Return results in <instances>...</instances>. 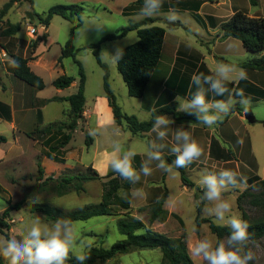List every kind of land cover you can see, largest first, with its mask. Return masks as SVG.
Wrapping results in <instances>:
<instances>
[{
	"label": "rangeland",
	"instance_id": "374dc122",
	"mask_svg": "<svg viewBox=\"0 0 264 264\" xmlns=\"http://www.w3.org/2000/svg\"><path fill=\"white\" fill-rule=\"evenodd\" d=\"M9 1L10 0H0V11L4 4ZM133 1L134 0H33V4H31L28 1L21 0L15 3L5 20L10 21L13 24L21 25V31L16 36V38L24 41V43L29 44L30 46L35 40L49 36L47 43H42L38 47L37 56L39 58L32 62L35 69H39L41 72L42 76H39L45 82V88L43 90H35H37V92H39L43 98H50L54 95H57L58 90L54 87L53 82L59 76L63 75V72H66L65 74L69 76L75 77L78 84L80 82L79 67L75 63L74 59L65 58L61 63L58 62L62 53V48L70 38V30L73 26L72 22L67 21L59 16H55L48 27L47 25L41 23L40 15L46 14L50 8L56 5L78 4L84 6L86 9L85 12L88 13L87 20L89 21L90 25L98 23L105 26L102 35L100 38H97L94 27H90L87 33L82 32V29L84 28L83 23V26L76 30L73 39L74 46L79 50L77 60L83 65L86 75L87 82L85 97L87 99L88 105H90L96 95L102 92L105 94L103 86L105 71L99 66L93 54V49L89 48V46L91 44L98 43L104 36L116 33L119 29L128 26L130 22L141 24V27H148L157 22H154L153 20L151 23L149 18L137 15H122L121 12L124 7ZM188 1L198 3V1L195 0H187V2ZM219 1L221 3H216L217 5L215 3H207L203 10L204 19H206L211 24L221 21L220 19H223L224 16L225 17L223 21L227 20L231 16V11L236 12L240 10L247 13L248 15L254 14L257 15V17H264V0H256V6H253L250 0ZM218 5H220V7ZM141 7L142 5L139 8ZM28 12H30L35 18L33 21L28 18ZM181 20L186 25L185 27L192 29L197 34L203 35V28L194 23L196 20H194L190 14H182ZM171 25L172 24H170V26ZM29 26L35 27L37 29L38 33L35 36H31L29 34L27 29ZM187 28L185 29L188 30ZM175 32V39L173 40L174 45L179 44L184 49L185 45L192 44L193 48L199 50L201 53H206L208 49H211V46H206L202 40L194 43L196 42L197 37L187 34L183 28H180ZM137 40V32H129L125 37L119 40L105 42L102 44L100 53L101 51L106 50L109 53L114 54L115 48L117 46L125 48L135 43ZM235 43L236 44L233 45L229 50L231 54L236 55V57H241L244 53L253 56L252 54L254 53H248V51H246V49L243 47L241 41L235 40ZM30 51L31 48L29 49V52ZM29 56H31L30 53H28V57ZM31 57H33V55ZM165 60L166 57L163 59L162 65H160V70L165 68L164 73L167 72L166 70L169 67V62L165 63ZM103 62H105L108 66L110 74V86L114 91L118 104L121 106L122 110L124 111L123 108H125L128 113H133L135 109H140L141 103H138L140 101L136 100L139 98L134 99L128 94V91H126L127 87L123 81L121 73L118 70L117 63L113 64L106 61ZM187 86L188 85L184 86V90H187ZM77 90L78 89L75 88V86H72L71 88L67 89L64 94H74L77 92ZM212 96V93H208V99H211L209 97ZM5 97H10V94L6 93ZM150 97L151 94L147 95L146 102ZM215 99L218 98L215 97ZM221 99H225V97H222ZM68 108V102L52 103L46 107L45 112H47L49 119H56L51 124H60L64 122L69 123V118H67L66 114L63 112L64 109L68 110ZM140 111L141 114H139V119H142L145 117V114H143L144 111ZM62 113L64 114L62 115ZM177 121L180 123L185 122L181 120ZM197 124L201 123L198 122ZM89 128L90 127L88 125L86 127L84 119L79 120L78 129L74 133L72 140V145L75 148L78 150L82 148L84 150L83 157L85 161L94 158L97 154L101 156L104 153V150H106V152L111 155L112 142L116 139H118L125 146V148H131L135 150L137 154H141L143 156L147 152L146 149L148 147V143H146V141L129 138L130 131L119 126H117V128L120 129L119 136H115L113 134V129L102 131V134L95 137V146L87 148L85 131H89ZM257 128L260 130V132H264V127L262 125H257ZM1 129L6 131L3 127H1ZM109 133H111V136ZM133 136L143 138L142 135L139 134ZM40 146L42 147V154L45 155L46 149L42 145ZM142 161L143 158L141 156L140 161L133 159V165L137 171H139ZM246 161H248L246 158H238L231 155L215 158L214 160L211 157L201 158L199 161L194 162L186 169L187 177L195 183V188L193 189H186L182 187L180 172L178 170L174 169L172 173H168L167 175V173L164 171L158 173L154 170V165H152V175L147 177L141 175L140 181L134 184L132 192L136 189H139L142 195L139 197H133L132 209L130 210V213L123 212V215L118 217L102 216L91 218L88 221L77 222L79 236L85 241H90L91 243V247H86L83 249V254H85L92 247H104L108 249L119 239H123L124 237L119 233L118 230V221L120 218L128 217L129 214L132 217L141 219L148 226L149 213L147 210L140 211V208L147 206L158 199L165 189L168 190L169 194L164 205L167 215L165 217L164 223H155L152 225L153 230L169 237L176 238L184 236L188 251L189 245L191 243H195L196 240L204 237L212 239L214 243L219 241L217 236L211 233L208 224H203L200 231H196L198 201L195 198V194L197 193L198 196L203 195L202 188V191L200 192H198L196 189L199 187L197 181L201 172L205 169L209 171H217L220 168H231L246 177V186L230 189L223 194L224 198L228 199L232 203V214L242 218V212L237 206V197L241 192L249 187L248 180L256 176L255 168H252L251 170L243 164L244 162L246 163ZM259 162L261 166L260 176L263 177L264 180V157H259ZM11 167L12 169L8 163L0 164V218L4 219V221L8 224V228H6L3 232L0 231V236L5 238H19V230L30 225L33 215H39L42 217V219H45L47 222L51 223V221H48L43 214L34 213L28 206H26L27 203H33L34 200L39 199L41 200L39 203L56 205L65 210L80 209L84 206L98 204L100 202V199H98L96 196L97 193L102 190V182L100 181L94 182L95 185L90 187L87 195L78 196L72 193L64 197H58L54 192L53 183H50L49 185H43L42 182L38 181V167L35 165V163H29L27 168L25 167L26 169H18L15 165H11ZM89 167L97 171L93 165L86 166L84 164L78 163L73 167L65 168L66 170L62 171L61 174H57L54 179L58 180L65 175L78 174L79 172L86 171ZM13 169H16V171ZM109 171H111L110 168L107 174ZM170 197L171 199H169ZM17 203H22L21 208L19 210L11 209L9 216L5 217V211L9 207L13 208V206ZM245 209L249 214L254 215V210H252L250 207L245 206ZM202 216L204 218L211 219L217 225H221L219 222H217L214 216L204 215L203 213ZM225 239L226 238L222 240ZM252 247L257 257L255 263L264 264V238L258 242H255ZM76 252H81V249L77 248ZM189 254L194 264H205L201 258L192 256L190 251ZM162 262L163 256L159 249H142L135 250L129 254L118 255L113 259L101 261L96 264H162ZM0 264H6V262L0 259Z\"/></svg>",
	"mask_w": 264,
	"mask_h": 264
},
{
	"label": "trees",
	"instance_id": "16d2710c",
	"mask_svg": "<svg viewBox=\"0 0 264 264\" xmlns=\"http://www.w3.org/2000/svg\"><path fill=\"white\" fill-rule=\"evenodd\" d=\"M21 0H10L5 3L0 11V37H13L21 31L20 24H13L6 21V17L11 8ZM33 4V0H23ZM200 3L214 2V0H195ZM253 6H256V0H250ZM143 4V0H137L129 5L123 12L128 15L131 12L137 13L139 7ZM82 5H56L49 11L40 15L41 23L47 25L55 16H59L67 21L72 22L73 26L70 30V38L62 48V53L59 58V63L65 58L74 59L79 67L80 82L76 93L66 97H53L46 101H67L70 105L66 117L69 118V123L49 124L47 126H37L35 130L28 134L29 137L37 140L46 149L45 155L57 162L65 163L61 157L62 150L72 141L74 133L78 129L79 120L84 119L86 97V75L83 65L77 60L79 50L73 44V39L76 30L83 26L81 14L85 12ZM150 19V18H149ZM151 23L153 22L150 19ZM175 28V25H171ZM223 38H233L241 41L243 47L248 52L260 53L264 51V17H252L243 11H236L227 20L221 24ZM136 31L138 40L124 48V57L117 63L119 72L122 75L123 81L126 84L128 94L133 98H142L145 95L151 77L159 64L162 56L166 30L163 27L150 25L141 27V24L130 22L128 26L119 29L116 33L104 36L98 43L91 44L89 48L93 49V54L99 64L104 69V92L108 103L112 108L114 120L117 126L128 129L133 135H144L153 129L155 116L157 115H172L176 120L185 122L198 123L194 115L186 113H177V104L158 106L151 114L148 121H140L135 115L125 113L118 104L117 97L112 90L109 82V69L100 56L101 45L105 42L116 41L125 37L129 32ZM48 36L39 38L30 45V55H34L39 45L47 41ZM0 45L6 49L0 42ZM13 60L18 61L19 67L12 66L13 74L27 85L37 90L45 88L44 80L37 75L29 66V61L34 57H23L21 55L10 54ZM241 67L264 71V57L253 61L241 64ZM76 78L63 74L59 76L53 85L59 90H64L73 85ZM45 101L43 102V104ZM238 109L235 107L234 111ZM231 111V112H232ZM40 121L42 113L39 111ZM264 126V121H260ZM7 142V137L0 135V145ZM93 142V138L86 133V146L89 147ZM168 164H172L175 159L174 155H163ZM135 160L140 161V156L136 155ZM187 168L176 169L180 172L181 183L188 189L195 188V183L187 177ZM38 181H43V185L54 184V192L58 197H64L69 194L86 195V184L92 181L102 182V197L98 204L87 205L80 209L65 210L59 206L48 203H27L32 212L43 214L48 221L53 222L57 218L66 217L73 222L88 221L94 217H118L123 215V212L130 213L132 209L133 196L132 190L134 184L122 180L116 173L109 171L106 176H101L97 171L89 167L86 171L79 172L75 175H65L55 180L54 177L44 179V168L38 162ZM249 187L241 192L237 197L238 209L242 212V219L249 224V233L252 241L258 242L264 238V180L256 175L248 180ZM198 192L202 191L200 187L196 188ZM129 194L128 200L121 198V193ZM169 194L165 189L163 194L147 206L140 208V211L147 210L149 213L148 226L139 218L128 217L120 218L118 221L119 233L124 237L118 240L110 248L92 247L85 254L90 258L84 264H96L101 261H106L117 257L118 255L129 254L135 250L142 249H159L162 252V264H194L187 247L185 237H169L165 234L152 229L155 223L162 224L165 221L167 212L164 205ZM202 196V195H201ZM201 196L195 194L198 201L197 216H196V231L199 232L203 224H208L212 234L216 235L218 240L227 238L230 233V228L223 225H217L209 218L202 216V208L205 206L201 203ZM22 203H17L13 208L9 207L4 215L9 216L11 209L19 210ZM245 206L254 210V215L248 213ZM8 228V224L4 219L0 218V231ZM142 231V232H141ZM67 264H77L75 256L70 253V258ZM252 264H256L255 261Z\"/></svg>",
	"mask_w": 264,
	"mask_h": 264
},
{
	"label": "crops",
	"instance_id": "0c3cea01",
	"mask_svg": "<svg viewBox=\"0 0 264 264\" xmlns=\"http://www.w3.org/2000/svg\"><path fill=\"white\" fill-rule=\"evenodd\" d=\"M135 1L137 0H134L133 2ZM219 2V0H214L212 3L216 4ZM207 3L210 2L197 3L191 1L187 2V0H164V7L161 10L160 15L145 17L154 20V22L157 21L158 23H153V25L159 24L156 26L163 27L166 30L162 56L151 77L145 95L142 98L136 99L140 101L138 103H141V108L135 109L133 113L130 112L131 114L123 108L125 113L135 115L139 119V114H141L140 110H142L144 111L143 114H145V117L139 120L148 121L152 112L158 106L175 103L174 98L177 95L184 97L189 95L190 81L193 74L203 72L205 75H211L217 63H228L230 62L229 58H231V61L235 62L240 68H243L241 67L242 63L264 57V51L260 54L254 53L252 54L253 56L244 53L242 56L240 55L241 57L237 56L239 59L236 55L231 54L229 52V45H235V40L237 39L223 38L221 24L225 16L223 19H220L221 21L215 24H211L204 19L203 10ZM129 5L124 7L121 12L122 15H124L123 12ZM218 6L220 7V5ZM169 8H175L180 17L179 22L172 24L175 25V28L170 26L164 16V13H167ZM234 13L235 11H231V15ZM182 14H190L192 18L196 20L193 22L203 28V35L197 34L192 29L185 27L186 25L181 20ZM129 15L140 16L139 11L137 13L131 12ZM250 16L257 17V15L254 14ZM180 28H183L187 34L197 37V40L194 43L202 40L206 46L210 45L211 49H208L206 53H201L199 50L193 48L192 44L185 45L184 49L179 44L174 45L173 40L175 39V31ZM17 35L13 37H0L1 44L6 48L4 49L0 45V135L7 137V142L0 145V164L8 163L11 169V165H15L18 169H24L25 167L27 168L29 163H35L38 167V162H40L44 168V179H46L48 177H55L57 174H61L67 167L70 168L75 164L81 163L86 166L93 165L101 176H105L109 170L108 160L110 158V154H108L106 150H104V153L101 156L97 154L94 158L85 161L83 157L84 150L82 148L79 150L75 148L71 141L62 150L61 155L59 156L65 160V163H60L48 158L46 155H43L42 147L40 146L41 144H39L37 140L28 136V134L33 132L37 126H47L56 120L49 119L47 112H45L46 107L49 104L67 102L52 101L47 103L46 101L52 99L53 97L66 98L72 95H65L64 92L72 86H75V88L78 89L79 84L76 79L71 87L64 90L57 89V95L50 98H43L37 90L18 79L12 72L11 61H13V59L10 54L21 55L27 58L28 53H30V46L29 44L24 43V41L16 38ZM47 41L43 43H47ZM37 50L33 55L35 59H31L29 61V66L37 75L42 76L39 69H35L32 64L33 61H36L39 58L37 56ZM165 57V63L169 62V67L166 70V73H164L165 68L160 70V65H162ZM243 69L246 70L247 79L238 81L232 80L228 82L227 87L230 90H243L245 97L250 100L247 110L245 111L240 104H236L238 109H235L228 116H226L221 122L222 124H218L217 126H213L211 128L203 124L191 122L180 123L174 116L166 115L170 119L174 120V123L167 128L168 135L165 140L158 141L168 145V147L163 150V155H173L169 150L174 142L173 137L177 128L183 126L184 129L189 131L192 137L203 147L204 155L201 158L211 157L214 160L215 158H221L228 155L238 158H246L248 161L243 164L251 170L252 168H255L256 175L260 176L261 166L259 157H264V132H260L257 125H262L260 121H264V71L247 68ZM65 73L66 72H63V74ZM185 85H188L187 90H184ZM6 93H9L10 97H5ZM149 94H151V97L146 102L147 95ZM209 98L213 99L215 97L212 96ZM216 98L221 99L222 97ZM237 99L239 98L237 97ZM44 101L45 103L43 104ZM69 108L68 110L64 109L63 112L67 113ZM39 111L42 113L41 121L39 120ZM64 113H62V115ZM248 113H250L253 117V122H250L246 118V114ZM84 120L86 127L88 125L89 127L97 126L104 129L105 125H110V127H107L103 131L117 128L112 108L110 107L108 99L105 97L103 92L96 95L90 105H88L86 99ZM1 127L5 128L7 132L3 131ZM85 132L88 133L87 130ZM109 134L111 136V133ZM129 138L134 140H144L149 145L150 141L156 139V133L152 130L149 133H146L143 138H138L137 136L135 137L130 133ZM95 143L96 138L93 137V142L89 147H94ZM136 155H140L143 160L146 159V153L143 156L141 154ZM13 170L16 171V169ZM154 170L158 173L162 172V170L156 169L155 165ZM261 178L263 179V177ZM94 182L96 181L89 182L85 185L87 194L90 187L95 185ZM182 187L184 186L182 185ZM96 196L101 201L102 190H100Z\"/></svg>",
	"mask_w": 264,
	"mask_h": 264
},
{
	"label": "clouds",
	"instance_id": "9594fccd",
	"mask_svg": "<svg viewBox=\"0 0 264 264\" xmlns=\"http://www.w3.org/2000/svg\"><path fill=\"white\" fill-rule=\"evenodd\" d=\"M164 7V0H143L139 10L141 17H153L161 14ZM88 13L81 14L84 22L83 33H87L90 27L96 30L97 38L103 33L105 28L102 24H89ZM169 24L179 22V14L175 8H169L164 13ZM232 45H229L231 49ZM124 57V48L117 46L114 54L106 50L101 51L99 58L102 61L118 63ZM228 63H217L211 75L203 72L195 73L191 77L189 95L187 97L177 95L174 98L177 104L176 111L194 115L201 124L211 128L221 123L228 116L236 104H240L245 111L250 100L245 97L242 89H229L228 82L232 80H246V70L240 68L229 58ZM13 67H19L18 61H11ZM208 93L213 97H226L225 99H208ZM237 97L239 99H237ZM174 123L166 115L155 116L153 131L156 139L149 142L146 152V159L141 163L139 171L133 165L136 156L135 150L125 148L118 140L112 142V152L108 160L109 168L122 180L131 184L140 181L141 175L147 177L152 175L153 167L167 173H172L174 169L187 168L204 155V149L195 140L189 131L183 126L177 128L173 137L170 152L175 159L172 164H168L163 156V150L167 144L158 142L164 141L167 137V128ZM191 126V125H190ZM189 126V127H190ZM110 127L105 125L104 129ZM101 127L92 126L88 135L96 137L104 130ZM113 134L119 136L120 129L113 128ZM203 189L201 203H204L202 213L214 216L221 225L230 228V233L225 240L213 242L212 239L204 237L191 243L189 251L192 256L201 258L205 264H252L257 259L252 245L255 243L248 231L249 224L241 217L232 214V203L225 199L223 194L230 189L244 187L247 179L231 168H220L217 171L203 170L197 181ZM133 197L142 195L139 189L131 194ZM121 198L129 200V194L121 193ZM171 199V197L169 198ZM41 200L33 201V204ZM210 205V206H209ZM17 237L5 238L0 236V259L6 264H67L70 253L75 256L77 264H84L90 257L83 254V249L91 247L90 241H85L78 234L77 222L69 218L61 217L49 223L39 215H33L30 225L19 230ZM81 252H76V249Z\"/></svg>",
	"mask_w": 264,
	"mask_h": 264
},
{
	"label": "water",
	"instance_id": "95a60500",
	"mask_svg": "<svg viewBox=\"0 0 264 264\" xmlns=\"http://www.w3.org/2000/svg\"><path fill=\"white\" fill-rule=\"evenodd\" d=\"M28 18L33 21L35 18L33 17V15L28 12L27 14ZM246 118L250 121V122H253V117L250 115V113L246 114Z\"/></svg>",
	"mask_w": 264,
	"mask_h": 264
},
{
	"label": "built area",
	"instance_id": "2783aa9c",
	"mask_svg": "<svg viewBox=\"0 0 264 264\" xmlns=\"http://www.w3.org/2000/svg\"><path fill=\"white\" fill-rule=\"evenodd\" d=\"M27 29H28V32L31 36H35L38 33V31L35 27L29 26Z\"/></svg>",
	"mask_w": 264,
	"mask_h": 264
}]
</instances>
